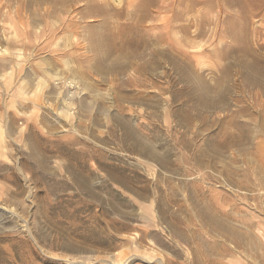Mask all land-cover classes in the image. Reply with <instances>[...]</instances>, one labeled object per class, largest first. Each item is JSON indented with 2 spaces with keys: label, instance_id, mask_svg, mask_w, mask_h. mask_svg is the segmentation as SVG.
Here are the masks:
<instances>
[{
  "label": "rangeland",
  "instance_id": "1",
  "mask_svg": "<svg viewBox=\"0 0 264 264\" xmlns=\"http://www.w3.org/2000/svg\"><path fill=\"white\" fill-rule=\"evenodd\" d=\"M0 264H264V0H0Z\"/></svg>",
  "mask_w": 264,
  "mask_h": 264
}]
</instances>
